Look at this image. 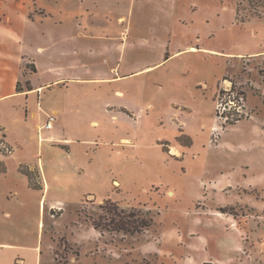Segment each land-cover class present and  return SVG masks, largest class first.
Listing matches in <instances>:
<instances>
[{
	"label": "rangeland",
	"instance_id": "obj_1",
	"mask_svg": "<svg viewBox=\"0 0 264 264\" xmlns=\"http://www.w3.org/2000/svg\"><path fill=\"white\" fill-rule=\"evenodd\" d=\"M254 204L264 0H0V264H185V213Z\"/></svg>",
	"mask_w": 264,
	"mask_h": 264
},
{
	"label": "crops",
	"instance_id": "obj_2",
	"mask_svg": "<svg viewBox=\"0 0 264 264\" xmlns=\"http://www.w3.org/2000/svg\"><path fill=\"white\" fill-rule=\"evenodd\" d=\"M7 37L15 43H22V41H16L10 38V36ZM192 49L195 48H191V50ZM36 90V88L30 89L32 92ZM263 205L264 204L253 205L255 219L253 220L251 216L243 218L242 227H238L235 224L237 219L234 216L224 214L215 207L197 206L194 211L185 213L184 215L187 218V222L190 223L188 235H190L192 239H196V241L191 244L190 249L187 247L189 245L188 243L187 245L182 244L184 247L186 246V248H188L182 260L185 261V264H203L205 262H212L213 264H232L234 263L232 260L238 258V256H242L241 252H245L248 258L256 254L253 250L257 248L260 249L261 252L262 248H264L262 246L264 244V236L258 235L257 233L262 232L261 225H264ZM203 226L211 229L207 231L209 234L201 231L199 227ZM94 231L100 234L99 231ZM198 252L205 253L199 260L195 257V254ZM258 256H261V254L258 253ZM246 263L252 264V260H246Z\"/></svg>",
	"mask_w": 264,
	"mask_h": 264
},
{
	"label": "trees",
	"instance_id": "obj_3",
	"mask_svg": "<svg viewBox=\"0 0 264 264\" xmlns=\"http://www.w3.org/2000/svg\"><path fill=\"white\" fill-rule=\"evenodd\" d=\"M234 124V122H232ZM113 206V205H112ZM115 210L108 209V214L110 218L106 219L104 224L102 217L100 218L101 222H96L93 220L92 227L94 230L103 233V231H108L110 233H123L124 235L134 236L136 234H142L145 230L151 227V223L140 218L138 214H130L125 216L123 211H118V206H114ZM105 210V207H103ZM220 212L224 214H232L230 208H220ZM203 264H213L212 262H205Z\"/></svg>",
	"mask_w": 264,
	"mask_h": 264
},
{
	"label": "built area",
	"instance_id": "obj_4",
	"mask_svg": "<svg viewBox=\"0 0 264 264\" xmlns=\"http://www.w3.org/2000/svg\"><path fill=\"white\" fill-rule=\"evenodd\" d=\"M221 102H223V101L221 100ZM221 102L219 103V108H221L220 106H222ZM220 117H223V116L220 115ZM225 118L228 119V117H225ZM53 122H55V118L54 117H50V119H49V121L47 122V125H46L47 128L52 127Z\"/></svg>",
	"mask_w": 264,
	"mask_h": 264
}]
</instances>
